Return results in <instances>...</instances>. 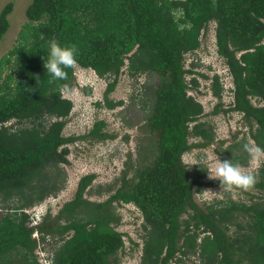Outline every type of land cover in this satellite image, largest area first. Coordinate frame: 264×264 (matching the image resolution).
Returning <instances> with one entry per match:
<instances>
[{"label":"trees","instance_id":"trees-1","mask_svg":"<svg viewBox=\"0 0 264 264\" xmlns=\"http://www.w3.org/2000/svg\"><path fill=\"white\" fill-rule=\"evenodd\" d=\"M12 7L9 2L0 12V42L10 27ZM26 16L17 42L0 58V264H39L38 241L32 236L36 228L59 237L53 242L54 264H114L124 250L123 236L129 235L118 228L115 203H134L143 213L142 264L182 261L193 250L200 252L202 264H264V162L252 173L257 195L204 207L195 201L199 181L183 161L190 148L214 139L205 121H199L203 104L187 92L190 82L198 85L196 77L187 79L195 63L186 68L184 62L185 53L201 47L202 31L212 21L236 91L233 106L223 107V86L215 74L212 88L220 101L210 114L241 113L264 149V105L252 102L253 96L264 99V0H32ZM51 40L75 45L77 63L112 78L104 91L109 108L123 104L109 94L126 59L131 75H157L151 100L142 99L149 111L146 126L156 141L144 163L128 164L121 185L107 199L84 196L95 178L88 173L58 214L34 227L24 209L62 188L53 178L69 162L68 144L88 136L112 137L104 119H96L87 133L65 135L74 107L65 92L78 83L74 69H65L66 80H53L46 72ZM82 88L92 93L90 86ZM193 135L203 141L190 142ZM234 160L242 158L235 155Z\"/></svg>","mask_w":264,"mask_h":264},{"label":"rangeland","instance_id":"rangeland-1","mask_svg":"<svg viewBox=\"0 0 264 264\" xmlns=\"http://www.w3.org/2000/svg\"><path fill=\"white\" fill-rule=\"evenodd\" d=\"M31 1L0 0V12L9 2L13 3L12 11L8 15L10 27L0 42V58L17 42L19 33L27 22L26 9ZM202 46L203 49L188 53V62L193 59L197 61V58H200L196 62L199 63L196 67L199 71L207 73L211 69L213 72H221L224 61L217 57L213 40L211 41L206 36L203 37ZM84 71L81 77L76 73V80L80 81V78L81 83L90 86L92 93L87 94L84 88L76 85L65 92V95L74 101L73 110L64 130L65 134L87 133L96 119H104L106 122L105 131L112 137L96 139L88 136L69 144L71 148L68 156L69 162L62 163L60 165L61 173H55L53 178L62 187L56 194H51L54 195L51 200L53 204H56V210L75 196L80 178L88 173H94L95 178L87 187L84 196L92 201L107 199L121 185L123 171L128 167V164L131 162L137 165L144 163L151 155L153 142L156 141L155 135L150 134V130L146 126L149 111L143 108L142 99L151 100L153 89L158 82L157 75L147 77V73H142L133 76L128 70H123L119 75L116 88L109 94L110 98L116 101L122 100L123 104L109 108L104 105V91L112 78L100 77L92 69H84ZM190 92L196 95L205 107L206 113L199 121H205L206 126L214 135V139L204 146H193L183 154L184 163L190 161L197 164L188 168L190 177L199 181L196 186L195 201L204 207L214 201L226 198L248 201L252 194L257 195V189L252 188L250 191L221 190L220 181L209 179L208 170L209 165L214 164L216 156L221 162L231 160L233 164H238L245 171L251 173L260 167L264 160L253 162L243 149V145L246 143L258 145L251 137L249 125L241 120V115L233 111L221 110L217 114L208 113L212 110L215 101V97L211 94L210 79L198 77L197 91L190 89ZM98 101L101 102V105H97ZM151 102L148 103L151 104ZM199 141L202 142L203 138L190 136V142ZM235 155H240L242 161H235ZM135 166L130 167L128 177L133 175ZM15 199L13 197L9 201L13 202ZM114 205L117 213L121 215L118 228L138 240L141 233L139 230L140 211L133 204L115 203ZM35 211L42 212L43 209L39 206L35 208ZM54 212L55 210L50 215L53 216ZM3 213L4 210L0 208V218ZM51 216L47 220L48 223L51 221ZM235 229L236 226L232 225L231 232ZM145 235V231L142 229V237ZM126 236L128 239L129 236ZM53 245L54 243L47 244L45 251L52 254ZM35 253L38 255V259L40 255H44V251L40 249L39 245L35 249ZM139 258H142L141 248L133 249L131 246L129 251L118 252V259L114 264H139ZM202 261L200 252L193 250L185 256V259L177 262L178 264H202Z\"/></svg>","mask_w":264,"mask_h":264},{"label":"clouds","instance_id":"clouds-1","mask_svg":"<svg viewBox=\"0 0 264 264\" xmlns=\"http://www.w3.org/2000/svg\"><path fill=\"white\" fill-rule=\"evenodd\" d=\"M215 28H216L215 21H212L211 23H209V29L207 31H205V30L202 31L203 35H202L201 39L206 36L207 38H210L211 41L213 40L214 50H215L217 57L222 59V61H224L223 69L221 72H218V71L213 72L211 69H209L207 73L199 71L196 68L199 65V63H196V62L198 60H200V58H197V61H195L193 59L190 62H188L187 55H188V53H191V51L184 54V62H185L186 68H192L191 62L195 63V66H193L194 73L188 74V76H187L188 80L192 77H196L197 82H198V77H200V76L205 78V79L211 80V94H212V96L215 97V101H214V105L212 107V110L214 109L215 105L220 101V99H218V97L214 94L213 88H212L213 79H214L215 74H218L220 81H221V84L223 86L222 102L224 103V105H223L224 107H226V105H227V107L233 106L234 100H235V91H236L235 78H234V76L230 70V67L227 65L224 58L218 52L217 35H216ZM200 48L203 49L202 44H201ZM199 49H197V50H199ZM77 52H78V49L76 48L75 45H72L70 47H64V46H61L56 40H51L49 42L48 57L43 63V66L46 69V72L52 77L53 80H66L68 73L65 71V69H69V68L74 69L75 75L77 73V75L79 77L83 76L82 74L85 72L84 69L94 70L91 67H83L82 65L77 63V60H76ZM125 69L128 70V60L127 59H126L125 65L122 68V71ZM95 73H96V71H95ZM147 77H148V74H147ZM79 80L81 81L80 78H79ZM80 81L76 80V82L78 83V84H76V86H79V87L87 86V84L81 83ZM227 84H229V86L226 87L225 85H227ZM197 86H194V84H192L190 82L189 87L187 89V92H188V94L194 96L198 101H200L196 97V95H194L190 92V89H195L197 91ZM252 102L257 106H263L264 105V104L258 105L259 102L264 103V99H262L258 96H253ZM256 102H258V103H256ZM203 107H204V105H203ZM210 112H208V113H210ZM231 112H232V110H231ZM233 112H235V111H233ZM236 113L241 115V113H239V112H236ZM241 120L245 121L243 118V115H241ZM13 122H14V120H11L8 122V124H11ZM93 125H94V123H93ZM246 125H247V123H246ZM92 127L88 130V132L92 129ZM249 129H250V127H249ZM64 133H65V131H64ZM69 144H68V147L71 151ZM243 149L245 152L248 153L250 159L253 162H260L261 160H264V149H262L258 145L246 143L243 145ZM69 154H68V156H69ZM185 163L187 164L188 168H190L193 165H197V164L192 163L190 161H186ZM208 176H209V179L219 180L221 190H224V191H234V190L250 191L256 183V177L251 172L245 171L238 164H233L231 162V160L230 161L225 160V161L221 162L217 158V156H216V160H215L214 164L209 165ZM204 192L213 193L211 191H204ZM52 196H54V195H49L44 200H42L41 202L36 203L35 205L27 207L24 209V211L29 214L31 226L38 227L39 225L44 223L45 218L50 213H52L54 210H55V212H54L53 216L57 215L58 212L61 210V208L63 206L57 208V210H56V208H55L56 204H53V201L51 200ZM121 204H133L140 211V214H139V216L141 217V225L139 227V230L141 232L140 236H139L140 240L139 239L135 240L130 235H128V236H130L134 240V242H133L131 240V238L129 237V239L131 240V242L133 244V249L141 248L142 253H143L144 237H142V229H143L142 227H143V223L145 222L143 213L140 210V208H138L134 203H121ZM39 206L43 209L42 212H36L35 211V208L39 207ZM32 236L37 239L40 249L42 251H44V255H40L39 259H38V255L35 253L39 264H54L53 251H52V254H50L45 250H46L47 244H49V245L52 244L53 242L58 240L59 237L54 238L52 235L45 234V233L39 231L37 228L33 232ZM43 236L45 238L44 240L42 239ZM136 242L138 243V245L135 244ZM41 244H43V245H41ZM139 259H140L139 264H142L141 258H139Z\"/></svg>","mask_w":264,"mask_h":264},{"label":"built area","instance_id":"built-area-1","mask_svg":"<svg viewBox=\"0 0 264 264\" xmlns=\"http://www.w3.org/2000/svg\"><path fill=\"white\" fill-rule=\"evenodd\" d=\"M226 87L227 86H229V84H227V85H225ZM264 103L263 102H259L258 103V105H263ZM127 236H126V234L123 236V238H124V241H125V246H124V250H127V251H129V250H131V246H133V244H132V242H131V240L128 238H126ZM179 256H180V254H179ZM178 260L177 259H174L172 262H171V264H174V263H176V264H178V262H177ZM180 263H182V262H180Z\"/></svg>","mask_w":264,"mask_h":264}]
</instances>
